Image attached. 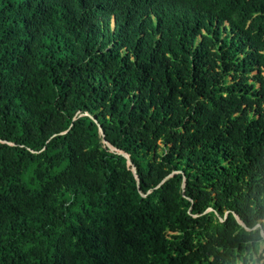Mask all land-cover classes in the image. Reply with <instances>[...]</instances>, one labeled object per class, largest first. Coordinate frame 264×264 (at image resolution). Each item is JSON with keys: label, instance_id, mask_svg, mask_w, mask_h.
Instances as JSON below:
<instances>
[{"label": "trees", "instance_id": "obj_1", "mask_svg": "<svg viewBox=\"0 0 264 264\" xmlns=\"http://www.w3.org/2000/svg\"><path fill=\"white\" fill-rule=\"evenodd\" d=\"M264 0H0V264H264Z\"/></svg>", "mask_w": 264, "mask_h": 264}, {"label": "rangeland", "instance_id": "obj_2", "mask_svg": "<svg viewBox=\"0 0 264 264\" xmlns=\"http://www.w3.org/2000/svg\"><path fill=\"white\" fill-rule=\"evenodd\" d=\"M259 255H261L264 259V242L260 243V247L258 249V253L254 256V258L258 257Z\"/></svg>", "mask_w": 264, "mask_h": 264}]
</instances>
